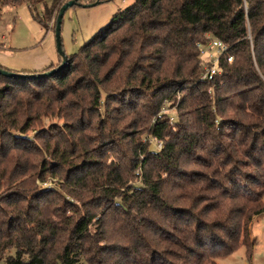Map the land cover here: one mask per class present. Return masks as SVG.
I'll list each match as a JSON object with an SVG mask.
<instances>
[{
    "label": "trees",
    "instance_id": "16d2710c",
    "mask_svg": "<svg viewBox=\"0 0 264 264\" xmlns=\"http://www.w3.org/2000/svg\"><path fill=\"white\" fill-rule=\"evenodd\" d=\"M107 1L110 0H100L101 3ZM67 2L0 0V13L5 6L29 7L33 12L42 5V13L33 16L46 29L51 21L57 23L60 9ZM79 2L85 5L95 3L88 0ZM208 37L226 44L233 61L228 63L222 58V75L211 83L202 80L197 83L204 71L199 45H205ZM82 56L84 66L90 62L89 70L83 69L82 65L74 67L73 64L79 62ZM115 57L117 64L105 76L102 69ZM138 61L144 64H136ZM47 69L39 73L20 74H41ZM75 72L82 74L81 80L72 88L68 87ZM0 79L7 85L0 89V194L2 191L9 193L18 186L19 179L38 168L29 157L21 163V153L43 158V166L47 165L44 160L51 150L48 145L51 143L46 140L45 147L39 148L35 142L18 137L16 133H24L22 130L25 129L21 124L25 122L30 126L33 121L38 122L48 114L60 113L62 117H69L66 114L67 104L70 97H81L83 87L74 88L80 83H84L88 91H97L91 107L98 109L103 104L100 103L99 85L105 80H113L132 97L120 100L118 103L122 109L119 110L111 109L117 100L108 99L105 107L107 122L103 123L108 130L105 131L107 136L102 138L110 141L124 160L129 159L130 149L145 155L141 166L146 174L150 173V178L144 183L149 189L147 196L153 201L146 211H155L157 215V219H152L153 222L149 220L147 224L150 225L145 228L149 233L148 240H153L162 250L161 258H119L105 264H217V260L236 253L242 247L247 249L250 259L256 243L251 236V226L254 216L264 210V148L259 146L264 137V94L262 99L257 95L258 91L264 93V0H136L116 14L112 22L79 53L68 56L67 67L59 73L42 79L1 75ZM190 85L180 104L182 109L190 110V120L197 125L194 136H186L180 144L172 143L166 140L168 127L158 120L151 126L150 133L156 139L166 140V145L160 153H155L140 149L133 137L123 134L120 126L130 115L138 117L134 120L138 121V125L147 124L158 114L162 103L171 98L168 97L170 94L184 93ZM66 86V89L60 90ZM210 86L218 92V105L224 103L226 109L232 112L240 110L245 120L255 121L254 130L261 129V136L247 127L227 132L223 119L218 122L212 113L208 90H205ZM166 90L170 92L164 94ZM235 100L239 101V105ZM258 102L262 104V114L257 113ZM81 109L82 106H79L75 110ZM72 119L78 122L79 115ZM217 124L222 127L217 128ZM185 128L189 129L190 124ZM62 143L64 141L60 137L51 154L66 164ZM69 144L73 154L84 149L81 145ZM180 145L191 159L198 152L207 154L208 168L221 181L209 177L191 178L178 172L184 166L181 157L174 160ZM244 158L254 160L257 173L251 180L246 178L243 181ZM131 163H134L133 168L140 164L131 159L127 163L120 161L116 168L108 163L85 166L74 180L69 177L70 182L78 185L83 192L76 196L84 203L88 196H91L88 199H93L94 187H98L102 178L115 184V187H128L122 170L126 171ZM159 167L179 179L180 182L171 180L166 183L179 194H168L163 186L153 184ZM224 181L231 184L233 190L226 189ZM136 189L139 191L142 188ZM108 191L106 199L115 201V204L117 199H121L118 206L122 204L127 208L125 193ZM10 193L0 200L1 212H4L1 203L11 207L21 201L16 198L12 202L15 193ZM92 221V217H80L75 225L71 220L66 228L60 229L53 240L54 245L61 233L66 236L59 242L63 248L55 260L56 264H82L83 258L73 256L81 254L86 248L83 243L90 241L88 229ZM170 246L180 251V258L178 255L177 258H162L168 255ZM149 248V245L144 246L148 255ZM22 253L19 245H8L0 239V264H49L48 258H40L39 254L29 253L30 258H24Z\"/></svg>",
    "mask_w": 264,
    "mask_h": 264
},
{
    "label": "rangeland",
    "instance_id": "374dc122",
    "mask_svg": "<svg viewBox=\"0 0 264 264\" xmlns=\"http://www.w3.org/2000/svg\"><path fill=\"white\" fill-rule=\"evenodd\" d=\"M97 1L88 0L89 3H96ZM135 2L136 0H110L97 5L82 4L69 8L64 15L61 30L65 55L73 56L79 53L92 38L112 22L116 14L127 9ZM42 11V5L38 6L36 11L33 10V12L29 7L5 6L1 8V68L18 74L22 72L39 73L46 68L48 69L45 72H50L62 64L56 44V22L51 21L48 27L44 29L34 20L33 14H41ZM83 59L84 56L79 62L73 64L74 67L78 68L82 65L83 69L89 70L90 62L88 61L84 66L82 64ZM117 61L118 59L115 57L105 69H102L105 76L108 70L117 64ZM138 63L139 65L144 64L142 61H138L136 64ZM202 75L197 83L201 81ZM81 77V73L75 72L69 81L68 87L72 88L81 80ZM79 86L83 87L80 91L81 97H70L67 104L66 114L69 117H62L60 113L48 114L38 122L33 121L30 126L23 122L21 126L23 129L25 128L22 130L24 133H16L18 137H25L32 143L35 142L39 148H44L45 141L48 140L51 143L48 144L51 150L44 160V162H47L46 166L42 164L43 158L28 156L25 152L21 153V163L29 157L33 163L38 165V168L35 172L19 179L18 186L10 190V192L15 193L12 202L16 198L21 199L19 204H13L9 207L1 203L4 212L0 211V239L8 245H19L24 258H30L29 253H36L39 254L40 258H48L47 262L49 264H56L55 260L61 255L59 253L63 248L62 243L59 242H62L63 237L66 236L65 233H61L54 245L53 240L56 238V234L60 229L66 228L67 223L71 220L74 221L75 225L76 220L80 217H92L93 221L88 229L91 239L88 243H83L86 248L81 254L73 256V258H83L82 264L112 263L119 258H161L160 250L162 249L153 240H148L149 233L145 228L150 225L147 224L149 220L153 222L152 219H157L155 211H146L147 208H151L150 205L153 201L147 196L149 189L144 183L148 177L150 178V173L146 174L141 166L145 155L140 152L134 153V150L130 149L128 151L129 159L124 160L123 155L117 153L116 147H113L110 141L102 138L107 136L105 131L108 130L103 125L104 122H107L105 107L108 99L117 100L113 103L111 109L119 110L122 109V105L118 102L125 98L130 100L132 95H128L125 89L119 87L113 80L109 82L105 80L99 85L102 107L95 109L91 105L95 95L98 94L97 91L86 90L84 83H80L74 88L78 89ZM6 87L7 85L0 79V89ZM190 87L191 85L184 93L170 94L168 97L171 98L162 103L158 114L151 118L147 124L138 125V121H134L138 117L130 115L120 126L123 134L133 137L135 145L139 146L140 149L145 148L155 153H160L164 149L166 140L180 144L186 136H194L197 133L195 130L197 125L190 120V110L182 109L180 104L181 99L184 94L189 92ZM64 88L66 89L67 86L61 87L60 90ZM205 90H208L212 113L218 122L223 119L222 122L225 124L223 127L227 126V132L230 129L235 131V129H245L247 127L253 133L259 134V137L261 136V129L254 130L255 121L245 120L240 110L233 112L227 110L224 103L218 105L217 98L219 95L212 86L206 87ZM169 92V90H166L164 94ZM263 94L257 92L261 99ZM235 102L239 105L238 100H235ZM79 106H82V109L75 110ZM90 107L94 109H90ZM257 108V113L262 114V104L260 102L257 103ZM77 115H79L78 122L72 119ZM158 120L164 122L169 129L165 141L154 138L150 133L151 126ZM189 124L190 128L186 129L185 127ZM219 127L221 128L222 125L217 124V128ZM218 131L220 130L218 129ZM60 137L64 141L62 151L65 154V159H67L66 164L51 154L53 148L59 144ZM66 140L76 146L81 145L84 148L83 151L77 150V153L73 154V148L69 146L70 144ZM259 146L264 148V137H262ZM16 154H20V152H16ZM176 154L174 160L181 157L184 162L183 168L178 169V172H181L184 176L197 179L209 177L221 181L212 175L208 168L209 157L207 154L198 152L197 156L191 159L181 145L177 147ZM131 159L140 164L137 168H133L134 163H131L126 171L122 170V176L127 181L128 187H115V184L113 185V183L102 178L98 184L99 188L94 187L93 199H88L91 198V196H88L84 203L76 196V194L83 192L78 185L75 186L70 182L69 177L74 180L75 175L85 166L108 163L116 168L120 161L127 163ZM242 164L244 165L242 167L243 181L246 178L251 180L257 173L254 160L244 158ZM156 176L153 180L155 186H163L168 194H179V191L174 189L172 185H166L171 180L179 181L177 177H171L161 167H159ZM224 184L226 189L233 190L231 184L225 181ZM136 188H142L143 190L140 189L141 192ZM108 190L125 193L127 195L125 202L127 208H124L122 204L118 206L121 199H117L116 204L115 201L113 203L106 199ZM71 191H74V193L72 194ZM10 192L2 191L0 196L4 197L0 200L11 194ZM13 220H16L15 223ZM54 232L55 235H53ZM7 235L9 239H7ZM251 236L253 239L255 238L256 243L250 259L247 257V249L242 247L236 253L217 260V264H264V210L254 216ZM146 245L150 246L149 255L144 249ZM10 251L15 252L13 249ZM167 251L168 255L162 258H177L176 255L180 258L181 256L180 251H176L171 246L168 247Z\"/></svg>",
    "mask_w": 264,
    "mask_h": 264
},
{
    "label": "built area",
    "instance_id": "2783aa9c",
    "mask_svg": "<svg viewBox=\"0 0 264 264\" xmlns=\"http://www.w3.org/2000/svg\"><path fill=\"white\" fill-rule=\"evenodd\" d=\"M199 49L205 67L201 80L214 82L222 75L220 64L222 58H225L228 63L233 61V57L228 55L229 48L222 41L208 37V42L205 45H199Z\"/></svg>",
    "mask_w": 264,
    "mask_h": 264
},
{
    "label": "water",
    "instance_id": "95a60500",
    "mask_svg": "<svg viewBox=\"0 0 264 264\" xmlns=\"http://www.w3.org/2000/svg\"><path fill=\"white\" fill-rule=\"evenodd\" d=\"M80 0H71L64 4L57 17V23H56V32H55V37H56V44H57V50L58 53L62 59V64L57 68L53 69L50 72H45L41 74H18V73H12L3 69H0V75L7 77V78H22V79H42V78H47L55 75L59 71L65 69L68 65V56L65 55L63 51V45H62V39H61V30H62V24H63V19L66 11L74 6L82 5ZM100 0H98L96 3L92 5H97L100 4ZM91 5V4H90Z\"/></svg>",
    "mask_w": 264,
    "mask_h": 264
}]
</instances>
